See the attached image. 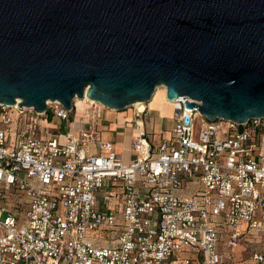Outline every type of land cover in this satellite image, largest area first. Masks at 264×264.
<instances>
[{"label":"built area","instance_id":"built-area-1","mask_svg":"<svg viewBox=\"0 0 264 264\" xmlns=\"http://www.w3.org/2000/svg\"><path fill=\"white\" fill-rule=\"evenodd\" d=\"M185 102L158 148L133 137L129 164L94 131L101 104L63 141L43 122L68 121L75 102L0 104V264H237L242 241L264 264V119L208 121Z\"/></svg>","mask_w":264,"mask_h":264},{"label":"water","instance_id":"water-1","mask_svg":"<svg viewBox=\"0 0 264 264\" xmlns=\"http://www.w3.org/2000/svg\"><path fill=\"white\" fill-rule=\"evenodd\" d=\"M160 87L208 121L264 119V0H0L1 105L121 112Z\"/></svg>","mask_w":264,"mask_h":264},{"label":"crops","instance_id":"crops-1","mask_svg":"<svg viewBox=\"0 0 264 264\" xmlns=\"http://www.w3.org/2000/svg\"><path fill=\"white\" fill-rule=\"evenodd\" d=\"M148 103L144 104L146 107L145 116H137V113L130 114L127 112L121 113L108 110L105 113L103 112L102 120L94 126V131L100 133V137L103 141H107L112 144L117 155L121 158L124 164H129V162L134 157V153L132 151V139L140 131L143 130L149 135V140L155 149L158 148L163 141H166L170 138V131L174 125L173 107L171 108V110H169L165 105L162 106L159 103L154 104L153 101ZM83 115L82 117H77V107L75 104L74 109L70 114L69 120L65 121L66 126L62 133L58 132V130H60V127L58 128V125H61V123L54 124V121L52 122L50 120H47V123L43 122V126L47 128L48 132H50L54 136H57L60 141H63L64 133L71 130L73 128V122L82 119ZM115 192L114 194H118L119 196L120 191ZM115 202L116 201L114 199L108 202L101 196L99 197L100 206L112 207ZM242 243L244 247L251 246L250 242L244 243L242 241ZM244 247L238 250H243ZM239 252L240 251L235 254L236 263L247 264L248 253L242 255Z\"/></svg>","mask_w":264,"mask_h":264},{"label":"bare ground","instance_id":"bare-ground-1","mask_svg":"<svg viewBox=\"0 0 264 264\" xmlns=\"http://www.w3.org/2000/svg\"><path fill=\"white\" fill-rule=\"evenodd\" d=\"M151 101H153L154 104L159 103L162 106L165 105L168 107L169 110H171V108H172V102L166 100V98H165V89L163 87L157 88V90L155 91V94L153 95ZM74 102H75L76 107H77V117H82V115L86 113L87 109L92 104H97V107H99L100 109L103 108L101 105H99V103L88 100L87 98H84L82 100L75 99ZM134 106H140V108L138 110L139 112H142L146 108L145 105L142 103H137ZM112 112H114V111H112Z\"/></svg>","mask_w":264,"mask_h":264},{"label":"rangeland","instance_id":"rangeland-1","mask_svg":"<svg viewBox=\"0 0 264 264\" xmlns=\"http://www.w3.org/2000/svg\"><path fill=\"white\" fill-rule=\"evenodd\" d=\"M139 108H140V106H132V107H128V108L124 109L123 111H121V113H123V112H127V113H130V114H135V113L138 112ZM107 111H108L107 109H104V113L107 112ZM83 117H84V115H83ZM84 120H87V119H84ZM59 123H61V125H58V128L60 127V130H58V132H59V133H62V131L64 130V128H65V126H66V123H65L64 121H62V122L54 121V124H59ZM7 139H8V138H7V136H6V140H7ZM91 151H92V153H95V152H96V146H95L94 144L91 146ZM183 195H186V194H183ZM242 247H244L243 244H239V246H238L237 249H240V248H242ZM234 251H235V250H234ZM238 251H240L239 253H242V252H244V249H243V250H237V252H238ZM246 253H247V252H244V254H242V255H245Z\"/></svg>","mask_w":264,"mask_h":264}]
</instances>
